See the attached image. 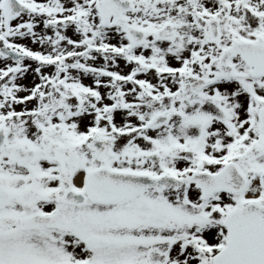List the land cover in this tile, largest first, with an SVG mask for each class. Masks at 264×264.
<instances>
[{"label": "snow or ice", "instance_id": "1", "mask_svg": "<svg viewBox=\"0 0 264 264\" xmlns=\"http://www.w3.org/2000/svg\"><path fill=\"white\" fill-rule=\"evenodd\" d=\"M0 264H264V0H0Z\"/></svg>", "mask_w": 264, "mask_h": 264}]
</instances>
